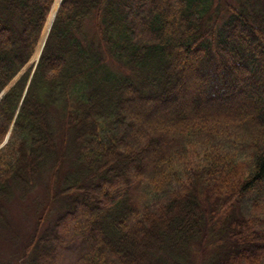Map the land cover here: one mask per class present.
I'll return each instance as SVG.
<instances>
[{
    "label": "trees",
    "instance_id": "trees-1",
    "mask_svg": "<svg viewBox=\"0 0 264 264\" xmlns=\"http://www.w3.org/2000/svg\"><path fill=\"white\" fill-rule=\"evenodd\" d=\"M53 1L0 0V243L19 264H264V0H61L33 70Z\"/></svg>",
    "mask_w": 264,
    "mask_h": 264
},
{
    "label": "rangeland",
    "instance_id": "rangeland-1",
    "mask_svg": "<svg viewBox=\"0 0 264 264\" xmlns=\"http://www.w3.org/2000/svg\"><path fill=\"white\" fill-rule=\"evenodd\" d=\"M221 1V0H220ZM42 33V32H41ZM33 64V62L31 63ZM29 65V64H28ZM58 126H60V130L63 126H66L65 120L60 119L58 121ZM45 196V188L44 183L42 185H38L35 190H30L25 194V197L20 199V197L13 198L9 203V213L14 214L12 216L13 223H11V229H14L10 232L20 233L18 236L8 235V241L15 242L18 237L26 236L30 229L34 224L35 217V205L39 201H42ZM52 219V216L49 218ZM17 228V230H15ZM6 233V230L4 231ZM2 240V238H1ZM18 250H15L10 246L5 240H2L0 243V255L2 259H10L11 264H19L20 256ZM7 260V259H6Z\"/></svg>",
    "mask_w": 264,
    "mask_h": 264
},
{
    "label": "bare ground",
    "instance_id": "bare-ground-1",
    "mask_svg": "<svg viewBox=\"0 0 264 264\" xmlns=\"http://www.w3.org/2000/svg\"><path fill=\"white\" fill-rule=\"evenodd\" d=\"M59 1L60 0H55L54 3H53V7H52L51 11L48 14V17L46 19L44 28L42 30V34H41L39 42H38V45L36 46L35 52L32 55L31 60L29 61V64H31L32 62H35L38 59L39 53H40V51L42 49V46H43V44L45 42V39H46V36H47V32H48V29L50 27V23H51V21L53 19V15H54L55 9H56L57 4H58Z\"/></svg>",
    "mask_w": 264,
    "mask_h": 264
},
{
    "label": "water",
    "instance_id": "water-1",
    "mask_svg": "<svg viewBox=\"0 0 264 264\" xmlns=\"http://www.w3.org/2000/svg\"><path fill=\"white\" fill-rule=\"evenodd\" d=\"M60 2V1H59ZM59 2H58V4H57V7H56V9H55V12H54V15H53V17L55 16V13H56V11H57V8H58V6H59ZM52 7H53V4H52ZM52 7H51V9H52ZM52 23V22H51ZM51 25V24H50ZM50 28V27H49ZM48 31H49V29H48ZM48 33V32H47ZM44 45V44H43ZM43 47V46H42ZM40 54V53H39ZM39 57V56H38ZM38 60V59H37ZM37 60L35 61V64H34V67H35V65H36V63H37Z\"/></svg>",
    "mask_w": 264,
    "mask_h": 264
}]
</instances>
